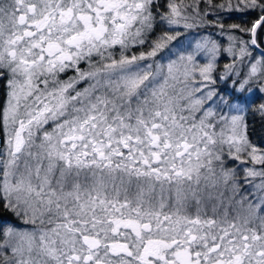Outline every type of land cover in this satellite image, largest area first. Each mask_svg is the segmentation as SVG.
<instances>
[{
	"label": "snow or ice",
	"instance_id": "obj_1",
	"mask_svg": "<svg viewBox=\"0 0 264 264\" xmlns=\"http://www.w3.org/2000/svg\"><path fill=\"white\" fill-rule=\"evenodd\" d=\"M222 11L258 16L250 26L208 19ZM209 25L227 47L191 34ZM258 29L264 0H168L165 12L154 0L0 4V69L11 74L0 206L32 226L0 229L5 264H264V167L245 168L246 180L261 178L236 201L247 214L200 211L221 182L230 201L239 195L224 145L264 166L245 122L253 81L264 94ZM222 53L232 62L217 78ZM245 58L235 94H222L216 85ZM254 110L264 115V103Z\"/></svg>",
	"mask_w": 264,
	"mask_h": 264
},
{
	"label": "trees",
	"instance_id": "obj_2",
	"mask_svg": "<svg viewBox=\"0 0 264 264\" xmlns=\"http://www.w3.org/2000/svg\"><path fill=\"white\" fill-rule=\"evenodd\" d=\"M163 1H168V0H157L156 2H154V4L159 5V11H161V7L163 5ZM180 0H177V3H179ZM217 3L222 2V0H216ZM184 3L186 5L188 4H192L193 0H184ZM205 7V5L202 3L201 4V10H203ZM153 11H157V9L154 7ZM191 11V9H189V12ZM227 14V16H226ZM229 14V17H228ZM214 16L217 15H211L208 19L210 21H213V19L216 20V18ZM219 17H221L222 21L225 24V27H227V18H231L235 19L239 22V24L242 25H247L250 26L251 22L258 16V12H252V11H247V12H239V11H233V12H227V11H222L219 13L218 15ZM159 19V17H157V20ZM232 24V23H231ZM216 27H213L211 25H209L208 27H204L201 29H193L191 30V34L192 35H196L197 31L199 32L200 35H211V37L213 39H218L219 36L216 33ZM160 28L157 27L156 32L154 33L153 37L154 38L155 35H158L160 32ZM264 29H258V42L261 44V48L264 49V45L262 44V33H263ZM237 36H242L243 38H249V36L247 34H243V33H239L236 32L235 33ZM150 38V39H151ZM223 48V47H222ZM143 49L137 47L136 49H134V51L136 52V54L139 53V51H141ZM256 53L255 49L253 50V54ZM225 54L222 53V57L218 59V64H217V69L218 71L216 72V76L217 78L219 77V75L223 72L224 70V65L226 64L224 62L225 60ZM231 59L229 60V63H231ZM85 67H87V65H84ZM240 73L239 77H237L235 74L232 75V78L227 80L226 83L224 82H218V84L216 85V87L218 89L221 90L222 94H226L227 91L232 90L233 94H235V89L233 88V81L234 80H242L244 79V77L246 76L247 72H246V66L245 64H241V68L238 71ZM74 73L69 71L66 75L62 74V77H66V76H71ZM236 87H239V84L237 83ZM251 88H253L254 94L252 96V100L253 103L251 105H249L248 111L245 114V122L247 125V136L249 141L251 142L252 145L256 146L258 149L260 150H264V115H261L260 112L255 111L254 109L258 107V105L260 103H264V94H261L258 90V85L256 83V81H253L252 84L250 85ZM6 93H7V73L5 71V69H0V112L2 111V107L6 98ZM244 95H248V92L245 91ZM4 148V137L1 131V125H0V153L2 152ZM225 155V154H224ZM227 158V156H225ZM255 167L261 169L264 166L261 165H255ZM207 204L201 206V215L204 216H209V212L212 210L211 206H206ZM188 214L195 216L196 214V206L195 204L190 205L189 209H188ZM23 217H17L14 213H12L9 210H5L3 209L2 206H0V229L8 227V226H12V227H16V228H21L24 226H28L29 224H25L22 222ZM0 264H2V260H1V256H0Z\"/></svg>",
	"mask_w": 264,
	"mask_h": 264
},
{
	"label": "rangeland",
	"instance_id": "obj_3",
	"mask_svg": "<svg viewBox=\"0 0 264 264\" xmlns=\"http://www.w3.org/2000/svg\"><path fill=\"white\" fill-rule=\"evenodd\" d=\"M157 0H154V2H156ZM11 0H0V4H8L10 3ZM167 4H168V1H163V5L161 7V11L160 12H165L167 11ZM227 16V14H226ZM216 18V20H222L221 17L219 16H214ZM228 17H229V14H228ZM213 21H215V19H213ZM236 22H239L235 19H232L231 18H227V25L231 24V23H236ZM5 23H7V21H5ZM216 30V33L217 35L219 36L218 39H215L218 41V43H220V45L222 47H227L228 46V40H227V37L226 36H221L219 35V30L218 29H215ZM236 35V34H235ZM203 36V35H201ZM199 38V37H197ZM262 44L264 45V31L262 33ZM244 39H248V38H244ZM225 54V60L224 62L225 63H229V60L231 59L230 57L227 56L226 53ZM260 57V54H258L257 52L254 53L252 55V59L255 60L257 58ZM247 60L248 58H245V61H244V64L246 66V72H248L249 70V65L247 63ZM82 67H85L84 65H82ZM241 68V63L237 62V65H236V69L234 71L233 74H235V72H238ZM5 71L7 73V93H6V98H5V101H4V104H3V107H2V111L4 109V107L6 106L7 104V101H8V93H9V87H8V81L9 79L11 78V74L10 72L8 71V69L5 68ZM69 76V75H68ZM62 79H66V77H62ZM85 85H81V87H83ZM2 111L0 113H2ZM225 111H227L225 109ZM1 125V131H2V134H3V137H4V147H5V135H4V130H3V125L2 123H0ZM219 131V129H217ZM4 150V148H3ZM2 150V152H3ZM1 152V153H2ZM225 154V155H224ZM227 156V158L225 157ZM222 159L224 161V167L228 170H231L234 175H235V183L236 185L238 186V189H239V195H237L235 197L234 200H229V198L232 196L233 194V189H232V184L231 182L225 186L222 182L217 186L216 189H209L210 191H212L213 193V196L216 197V199H213V200H208V199H205L203 205L207 204L206 206H211L212 207V210L209 212V216L207 217H212V216H216L218 218H223V213L225 211V208L228 209L229 211V219H232L235 215H236V212L237 211H241L242 214H247V204H245L244 208L241 209L240 208V205L236 203V201H238L240 199L241 196H248L249 193H254L256 190H255V185L256 184H259L260 183V177H256V178H247V180L245 179V168H252V167H255L254 165H252L250 159L247 157L246 154H242V159L241 160H236V159H233L231 156H229L228 154V146L227 145H224L223 146V152H222ZM242 161H246V162H242ZM255 169L257 171H259L260 169L255 167ZM216 171L217 173L220 172V165L217 164L216 166ZM224 193L223 197H219V193ZM223 200V206H221L220 204V200ZM216 207V212L214 213L213 212V207ZM260 215H264V212L260 213ZM205 216V215H204ZM22 222L24 223V220H22ZM258 223V221H257ZM32 226L31 225H28V226H24V227H21V228H17L19 230H25V229H30ZM16 228V227H15ZM6 255H11L10 251L6 252ZM1 260H2V264H5L4 262V258L3 256H1Z\"/></svg>",
	"mask_w": 264,
	"mask_h": 264
},
{
	"label": "water",
	"instance_id": "obj_4",
	"mask_svg": "<svg viewBox=\"0 0 264 264\" xmlns=\"http://www.w3.org/2000/svg\"><path fill=\"white\" fill-rule=\"evenodd\" d=\"M261 50H264V49H262V48H257V49H255V51H256L258 54H260Z\"/></svg>",
	"mask_w": 264,
	"mask_h": 264
}]
</instances>
